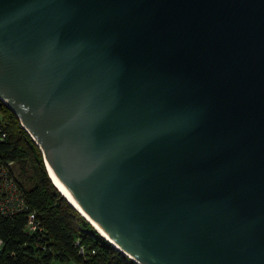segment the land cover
Wrapping results in <instances>:
<instances>
[{
    "label": "water",
    "instance_id": "1",
    "mask_svg": "<svg viewBox=\"0 0 264 264\" xmlns=\"http://www.w3.org/2000/svg\"><path fill=\"white\" fill-rule=\"evenodd\" d=\"M0 100L135 263L264 264V0H0Z\"/></svg>",
    "mask_w": 264,
    "mask_h": 264
},
{
    "label": "trees",
    "instance_id": "2",
    "mask_svg": "<svg viewBox=\"0 0 264 264\" xmlns=\"http://www.w3.org/2000/svg\"><path fill=\"white\" fill-rule=\"evenodd\" d=\"M0 112L7 132L0 142V156L26 163L29 187L15 175L28 210L35 211L43 227L41 232L27 234L23 230L27 211L10 216L0 213V264H137L94 229L60 193L48 176L40 148L1 100ZM21 169L20 178L24 174ZM80 247L85 254L79 252Z\"/></svg>",
    "mask_w": 264,
    "mask_h": 264
},
{
    "label": "built area",
    "instance_id": "3",
    "mask_svg": "<svg viewBox=\"0 0 264 264\" xmlns=\"http://www.w3.org/2000/svg\"><path fill=\"white\" fill-rule=\"evenodd\" d=\"M6 137L7 132L0 118V142L4 141ZM16 164L17 161L15 159H5L0 156V213L10 216L22 210L27 211L26 222L23 227L24 232L27 234H32L37 231L41 232L43 228L41 226V221L36 216L34 210H28V205L25 202L20 183L16 178L14 172ZM2 244V239L0 238V250ZM79 252L85 254L82 247L79 248Z\"/></svg>",
    "mask_w": 264,
    "mask_h": 264
},
{
    "label": "bare ground",
    "instance_id": "4",
    "mask_svg": "<svg viewBox=\"0 0 264 264\" xmlns=\"http://www.w3.org/2000/svg\"><path fill=\"white\" fill-rule=\"evenodd\" d=\"M44 159V164H46V171L48 170V176H50L49 178L52 179L53 184L56 186V188L60 191V193L68 200V202L75 208L78 210V212L86 219L88 220L92 225H94L95 228H97L102 235H104L105 237H107L103 231L99 228L98 225H96L85 213L84 211L80 208L79 205H77L68 195V193L66 192V189L59 183L58 179L56 178V176L50 171L49 166H48V160L45 156H43ZM94 228V229H95Z\"/></svg>",
    "mask_w": 264,
    "mask_h": 264
},
{
    "label": "rangeland",
    "instance_id": "5",
    "mask_svg": "<svg viewBox=\"0 0 264 264\" xmlns=\"http://www.w3.org/2000/svg\"><path fill=\"white\" fill-rule=\"evenodd\" d=\"M0 118H1V112H0ZM21 167H23V168L21 169ZM20 169L22 171H24V174H22V177L21 178L19 177ZM14 170H15V174H17V177L20 180V182L23 183L25 187H29V181L27 179V175H28V172L29 171H28V167H27L26 163H20V162H18L15 165Z\"/></svg>",
    "mask_w": 264,
    "mask_h": 264
},
{
    "label": "crops",
    "instance_id": "6",
    "mask_svg": "<svg viewBox=\"0 0 264 264\" xmlns=\"http://www.w3.org/2000/svg\"><path fill=\"white\" fill-rule=\"evenodd\" d=\"M69 264V263H68Z\"/></svg>",
    "mask_w": 264,
    "mask_h": 264
}]
</instances>
